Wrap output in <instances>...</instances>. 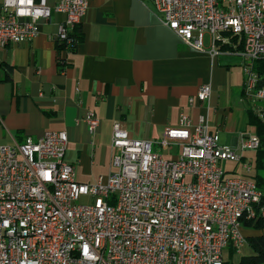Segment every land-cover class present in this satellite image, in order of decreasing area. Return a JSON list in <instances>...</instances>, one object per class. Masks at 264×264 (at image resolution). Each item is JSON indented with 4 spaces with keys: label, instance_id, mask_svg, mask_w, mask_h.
Masks as SVG:
<instances>
[{
    "label": "built area",
    "instance_id": "obj_1",
    "mask_svg": "<svg viewBox=\"0 0 264 264\" xmlns=\"http://www.w3.org/2000/svg\"><path fill=\"white\" fill-rule=\"evenodd\" d=\"M147 1L192 48L204 50L208 32L211 52L241 58L244 102L264 120V0ZM89 5L3 0L0 44L32 40L56 10L64 15L58 39L71 51ZM211 95L205 82L189 102L207 106ZM84 121L90 133L99 128L93 110ZM68 140L66 130H47L0 144V264H224L229 245L239 251L246 242L242 220L256 216L263 191L228 175L227 163L252 170L243 152L259 147L255 131L241 132L239 152L206 112L197 121L181 112L158 139L133 137L116 120L113 170L91 183L77 179ZM156 145L180 151L166 156Z\"/></svg>",
    "mask_w": 264,
    "mask_h": 264
},
{
    "label": "crops",
    "instance_id": "obj_2",
    "mask_svg": "<svg viewBox=\"0 0 264 264\" xmlns=\"http://www.w3.org/2000/svg\"><path fill=\"white\" fill-rule=\"evenodd\" d=\"M58 1L48 0L53 7ZM63 18L54 10L32 40L0 44V144L66 130V158L77 179L91 183L113 170L116 120L133 137L158 139L181 112L194 121L206 112L212 128L237 150L241 132L254 131L244 105L241 58L214 54L210 42L204 50L192 48L152 2L90 0L80 24L83 37L75 50L60 53ZM205 82L212 85L209 104H191L189 97ZM88 110L100 119L95 133L84 121ZM160 150L175 156L180 145Z\"/></svg>",
    "mask_w": 264,
    "mask_h": 264
},
{
    "label": "trees",
    "instance_id": "obj_3",
    "mask_svg": "<svg viewBox=\"0 0 264 264\" xmlns=\"http://www.w3.org/2000/svg\"><path fill=\"white\" fill-rule=\"evenodd\" d=\"M75 42L70 45L71 50H75L79 41L83 37V32L80 25L76 27L74 32ZM237 38V36L235 37ZM58 50L60 53L65 49V43L58 39ZM230 47L228 44L224 45V48ZM248 114V125L254 128V131L260 138V144L255 149L254 165L249 173L243 175L252 178L263 191V196L259 204V210L253 218H243L242 229L246 238V244L253 250L252 253L244 254L240 257L237 264H264V120H262L253 110L245 104ZM246 156H244V159ZM244 243V244H245ZM228 257H225L224 264H235L233 261L234 255L237 252L233 245H229L225 251Z\"/></svg>",
    "mask_w": 264,
    "mask_h": 264
},
{
    "label": "rangeland",
    "instance_id": "obj_4",
    "mask_svg": "<svg viewBox=\"0 0 264 264\" xmlns=\"http://www.w3.org/2000/svg\"><path fill=\"white\" fill-rule=\"evenodd\" d=\"M209 33L206 32V35H205V45L207 48H209ZM244 105H245V102H244ZM249 129H252L251 127H249ZM221 142L222 143H225V140L221 139ZM160 150V149H158ZM162 151V150H160ZM238 151L240 152V150L238 149ZM164 152V151H163ZM243 155H245L247 157V159H250L251 160V163L252 165H254V156H255V151L254 150H244L243 152ZM234 162L233 163H227V167L229 168L228 169V175H243L245 173L244 169L242 168V162L235 165L234 166ZM234 168V169H233ZM233 169V170H232ZM243 231L246 232V230L243 228ZM234 247V246H233ZM235 248V247H234ZM235 250H237L235 248ZM253 250L245 243L242 245L241 249L235 253L234 255V258H233V261L235 264H237L239 262V259L242 255L244 254H249V253H252ZM225 257H228L227 256V253L225 252Z\"/></svg>",
    "mask_w": 264,
    "mask_h": 264
}]
</instances>
